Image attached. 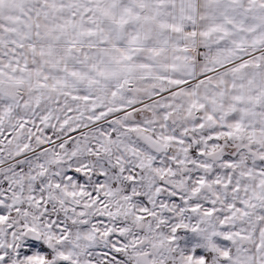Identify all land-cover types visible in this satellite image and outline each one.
Returning a JSON list of instances; mask_svg holds the SVG:
<instances>
[{
  "label": "snow or ice",
  "instance_id": "1",
  "mask_svg": "<svg viewBox=\"0 0 264 264\" xmlns=\"http://www.w3.org/2000/svg\"><path fill=\"white\" fill-rule=\"evenodd\" d=\"M0 264H264V0H0Z\"/></svg>",
  "mask_w": 264,
  "mask_h": 264
}]
</instances>
